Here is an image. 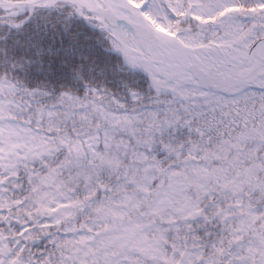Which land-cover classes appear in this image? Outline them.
<instances>
[{"label":"snow or ice","instance_id":"1","mask_svg":"<svg viewBox=\"0 0 264 264\" xmlns=\"http://www.w3.org/2000/svg\"><path fill=\"white\" fill-rule=\"evenodd\" d=\"M0 264H264V0H0Z\"/></svg>","mask_w":264,"mask_h":264}]
</instances>
